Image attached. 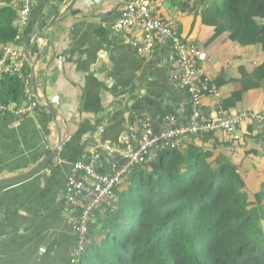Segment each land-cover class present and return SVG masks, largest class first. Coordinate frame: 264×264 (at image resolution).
I'll list each match as a JSON object with an SVG mask.
<instances>
[{
  "label": "crops",
  "instance_id": "crops-1",
  "mask_svg": "<svg viewBox=\"0 0 264 264\" xmlns=\"http://www.w3.org/2000/svg\"><path fill=\"white\" fill-rule=\"evenodd\" d=\"M73 1L35 0L17 41L26 53L31 83L35 77L34 94L42 110L22 121L0 113V179L25 173L57 154L40 174L0 187V264H67L75 237L63 211L65 185L88 138L117 141L142 115L157 132L165 116L175 114L186 122L191 114L187 91L172 78L177 65L169 58L170 48L160 47L144 59L133 45L138 32H113L127 0H77L71 7ZM206 8L201 2L197 10L182 12L164 0L160 12L177 22L184 39L202 47L200 64L221 82L225 99L241 88V68L252 71L263 54L254 47L230 51L235 47L226 34L206 44L215 32L203 21ZM8 80L1 77L0 84ZM46 100L57 109V121L44 107ZM203 102L204 114L213 116L217 100L205 96ZM233 109L264 112V90L246 92ZM247 124L238 128L234 140L226 135L235 144L240 140L238 148L231 143L219 151L226 150L242 164L243 175L255 179L264 168V127L253 126L248 134Z\"/></svg>",
  "mask_w": 264,
  "mask_h": 264
},
{
  "label": "trees",
  "instance_id": "trees-1",
  "mask_svg": "<svg viewBox=\"0 0 264 264\" xmlns=\"http://www.w3.org/2000/svg\"><path fill=\"white\" fill-rule=\"evenodd\" d=\"M171 1L182 12L207 5L203 21L215 32L206 44L226 34L263 54L252 71L241 68V88L223 99L224 109L250 90H264V0ZM18 16L15 0H0V48L17 43ZM8 77L7 85L0 84V100L22 104L25 84ZM253 132L248 123L247 133ZM236 140L223 132L195 135L185 148L130 169L117 211L95 215L80 264H264V168L258 178L247 179L242 164L219 151L231 143L238 148Z\"/></svg>",
  "mask_w": 264,
  "mask_h": 264
},
{
  "label": "built area",
  "instance_id": "built-area-1",
  "mask_svg": "<svg viewBox=\"0 0 264 264\" xmlns=\"http://www.w3.org/2000/svg\"><path fill=\"white\" fill-rule=\"evenodd\" d=\"M163 1L127 0L114 20L112 30L115 33L125 29L138 32L133 45L144 59H151L160 47L170 48L169 58L177 65L172 78L187 91L191 114L186 122H181L175 114L165 116L157 132L150 119L142 115L117 141L87 139V149L71 165L65 185L63 211L75 237L74 251L67 264H80L89 245L95 215L117 211L120 201L118 191L130 169L147 167L162 153L185 148L195 135L223 132L234 140L238 128L245 123L264 127V112L223 108L221 88L200 64L203 49L197 41L184 40L180 36L174 19L161 15ZM15 4L19 8L15 22L18 41L30 21L35 0H15ZM25 56V51L17 43L0 48V78L14 76L25 84V101L21 104L0 100V113L9 114L19 121L42 110L25 68ZM205 96L217 100L213 116L204 114ZM107 165H111L109 172L104 171Z\"/></svg>",
  "mask_w": 264,
  "mask_h": 264
},
{
  "label": "water",
  "instance_id": "water-1",
  "mask_svg": "<svg viewBox=\"0 0 264 264\" xmlns=\"http://www.w3.org/2000/svg\"><path fill=\"white\" fill-rule=\"evenodd\" d=\"M76 1L77 0L73 1L71 7H73V5L75 4ZM32 86H33L34 92L37 95L38 93H37V85H36L35 77H32ZM44 107L52 114L53 119L55 121H57L59 116H58V111L54 107V105L46 100ZM56 154H57L56 152L50 153L40 163H38L34 168L30 169L29 171H27L25 173H22V174H19L16 176H12L9 178L0 179V187H6V186L13 185V184H17V183L26 181L27 179H30V178L40 174L50 164V162L53 160V158L55 157ZM110 168H111V165H107L104 171L109 172Z\"/></svg>",
  "mask_w": 264,
  "mask_h": 264
},
{
  "label": "rangeland",
  "instance_id": "rangeland-1",
  "mask_svg": "<svg viewBox=\"0 0 264 264\" xmlns=\"http://www.w3.org/2000/svg\"><path fill=\"white\" fill-rule=\"evenodd\" d=\"M219 2H222V0H218ZM230 43H232V45H233V47H235L234 49H231L230 51H233V52H235V51H242V49H244V50H250L251 48L250 47H243V46H241L240 44H238V43H235V42H230ZM243 47V48H242ZM259 145H260V143H259Z\"/></svg>",
  "mask_w": 264,
  "mask_h": 264
}]
</instances>
